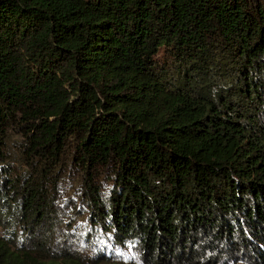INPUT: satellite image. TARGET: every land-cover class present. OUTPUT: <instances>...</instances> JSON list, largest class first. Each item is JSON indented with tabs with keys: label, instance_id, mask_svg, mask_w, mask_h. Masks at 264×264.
I'll return each instance as SVG.
<instances>
[{
	"label": "trees",
	"instance_id": "1",
	"mask_svg": "<svg viewBox=\"0 0 264 264\" xmlns=\"http://www.w3.org/2000/svg\"><path fill=\"white\" fill-rule=\"evenodd\" d=\"M127 251L264 264V0H0V264Z\"/></svg>",
	"mask_w": 264,
	"mask_h": 264
},
{
	"label": "rangeland",
	"instance_id": "2",
	"mask_svg": "<svg viewBox=\"0 0 264 264\" xmlns=\"http://www.w3.org/2000/svg\"><path fill=\"white\" fill-rule=\"evenodd\" d=\"M220 43V42H219ZM222 46V50H225V46L221 43ZM225 53L220 51L219 52V55L220 56H223ZM21 140V138L18 136V135H13L12 138H11V146H12V149H13V159L16 161V165L19 167V168H22L24 166V163L22 161V159L20 158V152L17 151V142H19ZM24 172L27 171V168H22ZM59 174H62V171L59 173ZM65 179V180H64ZM81 181H82V178H79L76 179V177H74L73 174L71 173H67V175L64 176V178L62 179V182L63 183H67L69 186H68V190H65L64 193H67V191H71V190H75V191H79L80 190V186H81ZM65 205V204H64ZM64 205H61V206H64ZM76 207L78 208V212H80V217H75V218H72V227L74 225L73 228H71V230L69 231V233H67L66 235L64 234L63 236V239L61 240V244L59 245V247H62L64 248V250L66 251H70L72 250L76 245L74 244V242H78L80 240H82V236H84V233L87 232V230H89V224L86 222V216L85 215H82L86 208H90V206H87V203H85V206H79L78 205V202L76 201ZM66 207V205H65ZM67 212V211H66ZM71 219V217H70ZM97 241L98 242H101L103 240L102 239H99L97 238V236H95V240L94 241ZM72 241H74L72 243ZM88 248H84L82 253H81V256L80 258L82 259V261H84L85 263L89 260L88 256L92 253L93 254V249H90V250H87ZM111 257L112 258H117L115 256V254H111ZM135 255L130 252V251H127L126 254L124 255H121L119 258V261L120 262H123L122 264H139L136 260L137 258L135 259Z\"/></svg>",
	"mask_w": 264,
	"mask_h": 264
}]
</instances>
